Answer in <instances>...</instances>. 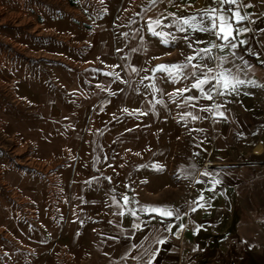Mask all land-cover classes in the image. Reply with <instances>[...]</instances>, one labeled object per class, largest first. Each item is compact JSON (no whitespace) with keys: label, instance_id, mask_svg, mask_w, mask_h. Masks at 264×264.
<instances>
[{"label":"crops","instance_id":"crops-1","mask_svg":"<svg viewBox=\"0 0 264 264\" xmlns=\"http://www.w3.org/2000/svg\"><path fill=\"white\" fill-rule=\"evenodd\" d=\"M211 2L119 0L123 16L117 30L130 33L129 46L117 51L129 81L119 94L120 99L124 94L125 102L119 108L126 113L123 122L131 134L145 132L146 139L130 140V153L134 143H145L148 164L141 180L110 189L117 192L113 197L104 194L107 185L87 187L104 193L85 200L112 198L114 214L111 228L97 233L82 264H264V0H240L238 7L233 6L246 17L236 25L240 29L233 41L236 48L223 46L208 33H192L185 40L187 33L177 30L181 19L199 17ZM216 7L227 14L228 5ZM149 25L168 34V46L152 35ZM193 40L202 42L189 48ZM213 42L217 47L210 56L215 59L193 60L201 67H189L185 74L211 68V77L220 65L243 83L236 93L186 102L188 96L199 94L180 96L177 91L194 80L174 84L156 69L184 64L188 56L197 55L194 49L211 47ZM204 87L207 91L211 84ZM208 161L216 165L211 170L204 168ZM201 195L204 208L197 205ZM144 206H168L178 210L180 219L149 215L140 211ZM179 231L180 238L175 236Z\"/></svg>","mask_w":264,"mask_h":264},{"label":"rangeland","instance_id":"rangeland-1","mask_svg":"<svg viewBox=\"0 0 264 264\" xmlns=\"http://www.w3.org/2000/svg\"><path fill=\"white\" fill-rule=\"evenodd\" d=\"M118 6L0 0V264H82L114 214L87 187L113 197L141 180L146 144L130 153V140L145 132L131 134L119 108L130 33Z\"/></svg>","mask_w":264,"mask_h":264},{"label":"snow or ice","instance_id":"snow-or-ice-1","mask_svg":"<svg viewBox=\"0 0 264 264\" xmlns=\"http://www.w3.org/2000/svg\"><path fill=\"white\" fill-rule=\"evenodd\" d=\"M156 0H153L155 3ZM240 0H212L211 5L203 10L199 17L191 16L186 17L180 20L177 24V30L182 33H187L184 37L185 40H189L192 33L200 32V33H208L214 36L216 39H219L224 42L223 46H230L232 48H236L237 44L233 43L236 39V34L239 33L240 29L236 27L237 24L241 23L246 19L245 16H242L239 11L234 10L233 6H239ZM224 4L228 5L227 14L217 8L216 5ZM159 25V21L155 22ZM149 27L152 29V35L154 37H158L161 40V43L165 46L169 45V40L166 38L167 33H160L155 31L151 25ZM202 41L193 40L188 44L189 48L193 47L194 43H201ZM240 44L245 43L244 41H240ZM217 45L213 42L211 47H207L204 49H194L197 53L196 56H188L186 58V62L184 64H174V65H160L156 71L163 72L167 75L170 82L176 84L180 83L181 80H187L190 77L194 80L190 86H185L181 89H178L177 95L184 96L188 92L195 91L199 95L188 96L186 98L187 101H196L200 98L212 99L214 93L218 95H226L237 92V87L243 83V81L239 80L236 76L232 74V72L228 69H223L220 65H217V68L220 70L214 76H209V73H212L213 69L208 68L207 72H200L199 74L196 71L190 72L187 75L185 74L186 70L191 67L193 69H199L201 65L199 63L193 64V60L204 61L207 57L209 60H214V57L210 56V53L213 48H216ZM235 55V53H233ZM242 59V57H241ZM247 63V62H245ZM203 77V78H202ZM211 84V87L205 90V85ZM153 88L155 86L153 85ZM208 110V109H202ZM127 111V109H125ZM217 113L220 116H223V113L219 112V106L216 108ZM190 115V114H189ZM195 119V117H193ZM216 184L219 183V180L215 181ZM214 190V189H211ZM125 203H127V197L124 198ZM204 200L203 195H201L200 200L197 201V205L199 208H204L205 205L202 202ZM196 208H193L192 211H196ZM140 211L148 213L149 215L155 214L162 218H175L180 219L178 214V210H174L168 206L156 207V206H144L140 209ZM123 215V213H121ZM131 214L133 216L136 215L135 211H132ZM163 222V221H162ZM137 229H139L140 225H136ZM169 230H171V225L168 226ZM182 230V228H181ZM199 231V228H197ZM161 244L164 241H160Z\"/></svg>","mask_w":264,"mask_h":264},{"label":"built area","instance_id":"built-area-1","mask_svg":"<svg viewBox=\"0 0 264 264\" xmlns=\"http://www.w3.org/2000/svg\"><path fill=\"white\" fill-rule=\"evenodd\" d=\"M213 165L214 164H212V163L209 162V163L206 164L205 168L208 170V169L212 168ZM182 234H183V231H179L178 233H176L175 236L178 237V238H180V237H182Z\"/></svg>","mask_w":264,"mask_h":264}]
</instances>
